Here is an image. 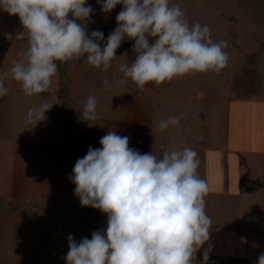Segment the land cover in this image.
Wrapping results in <instances>:
<instances>
[{
    "label": "clouds",
    "instance_id": "9594fccd",
    "mask_svg": "<svg viewBox=\"0 0 264 264\" xmlns=\"http://www.w3.org/2000/svg\"><path fill=\"white\" fill-rule=\"evenodd\" d=\"M97 3L103 14L123 5L117 27L107 39L99 30L89 33L87 25L95 9L86 6V0H0V10L18 16L28 43L23 58L0 72V97L8 95L5 81L9 79L19 83L27 97L48 92L57 62L83 58L88 65L107 70L125 38L135 41V58L130 65L122 63L119 71L141 90L150 82L159 86L190 73H218L227 66V42H214L207 25L190 26L178 4L170 6L169 0ZM150 38H155L152 43ZM97 103L94 95L83 102L80 115L90 127L97 120ZM52 106L45 102L29 108L25 123L33 128L46 121L45 113ZM179 123V117L171 116L160 120L158 128L164 131ZM129 140L109 130L99 140L101 147H89L67 177L75 184L81 206L106 214L107 226L79 242L68 235L66 264H196L201 249L200 264H209L212 221L205 211L209 189L197 174V152L160 145L162 158H157L153 151L141 154L130 148ZM256 264H264V252Z\"/></svg>",
    "mask_w": 264,
    "mask_h": 264
},
{
    "label": "crops",
    "instance_id": "0c3cea01",
    "mask_svg": "<svg viewBox=\"0 0 264 264\" xmlns=\"http://www.w3.org/2000/svg\"><path fill=\"white\" fill-rule=\"evenodd\" d=\"M10 18L13 16L0 10V72L9 71L12 62L22 59L28 48L18 18L15 20L22 27L16 30L20 32L13 34L8 29ZM5 84L9 93L0 97V264H66L68 235L77 242L84 237L91 239L94 231L106 229L107 215L81 206L74 195L75 184L67 179L75 165L66 144L67 129L73 127V122L58 95L59 77L53 78L48 92L33 97L25 96L14 80ZM68 95L70 106L81 111V99L73 100L69 88ZM45 102L53 104L45 113L47 120L31 128L25 123L28 109ZM117 118V113H111L106 129L96 124L79 128L74 124V131L80 130L74 145L76 158L84 157L89 147L100 148V138L111 129L124 136L129 128ZM145 125L132 126L134 136H129V147L141 154L156 151L157 158H162L161 149L157 151ZM198 128L203 133L210 130L204 123ZM249 172L238 183L248 186ZM262 190L260 184L254 193L233 188L227 193L207 194V198L214 196L206 199L205 208L212 221L209 264H256L258 255L264 252ZM251 196L254 202L249 201ZM246 199L247 207H242L240 200ZM213 202L222 206L224 213L216 212ZM202 251L196 254V264H200Z\"/></svg>",
    "mask_w": 264,
    "mask_h": 264
},
{
    "label": "rangeland",
    "instance_id": "374dc122",
    "mask_svg": "<svg viewBox=\"0 0 264 264\" xmlns=\"http://www.w3.org/2000/svg\"><path fill=\"white\" fill-rule=\"evenodd\" d=\"M169 4H178L185 11L190 26L196 22L207 25L214 42H227L224 51L229 59L224 69L190 73L159 86L150 82L141 90L119 71L122 63L130 65L135 58V41L127 39L107 70L90 66L83 58L65 63L70 95L73 100L81 99V107L89 95L96 97L94 123L99 127L108 128L115 112L117 120L129 128L126 133L123 129L124 136L132 138V126L146 124L157 151L160 145L195 150L200 161L197 174L206 180L208 193H227L233 188L254 193L260 184L264 191V0H169ZM119 11L117 5L105 17ZM16 18L9 20L13 34L22 27ZM250 55L256 68L249 63ZM55 77L58 79V72ZM70 116L73 129L69 125L66 144L69 156L75 159L73 146L80 130L74 131V124L78 128L88 124L79 114L78 118ZM171 116L180 118L179 125L160 131L159 121ZM199 123L209 125V132L200 131ZM248 169L249 185L238 183ZM252 196L250 202H254ZM247 199L240 200L242 207H247ZM221 208L213 202L216 212L224 213Z\"/></svg>",
    "mask_w": 264,
    "mask_h": 264
},
{
    "label": "trees",
    "instance_id": "16d2710c",
    "mask_svg": "<svg viewBox=\"0 0 264 264\" xmlns=\"http://www.w3.org/2000/svg\"><path fill=\"white\" fill-rule=\"evenodd\" d=\"M88 5H91L95 9V13L91 15V18H90L91 22L87 25L89 33L94 30H99L104 33L105 39H107V36L109 35V33H111L117 27V23H116L117 15H110L109 19L105 17V15L107 14L101 13L100 4L97 3V0H86V6ZM122 7L123 5H120V11L122 10ZM119 12H116V13L118 14ZM70 18H71V14H70ZM127 39L128 38H125V40L122 41L121 44L123 43L125 44V41ZM120 49L121 47H119L116 51L119 52ZM247 58L251 59L249 63L253 65L252 67L256 68V62H254L253 55H250ZM245 61H247L246 58H245ZM57 65H58V73H59V90H58L59 98L64 100L63 102L65 103L64 104L65 109L69 108L67 113L69 115L77 117L78 114L80 115L81 112L75 111V109L72 106H70V98L68 95V80L66 77V64L65 63L61 64L60 62H57ZM70 156H72V154H70ZM72 160L73 162H76L77 158L72 159ZM95 210H97L100 213L98 209H95Z\"/></svg>",
    "mask_w": 264,
    "mask_h": 264
}]
</instances>
